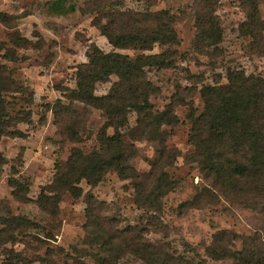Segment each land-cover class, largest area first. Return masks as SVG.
Listing matches in <instances>:
<instances>
[{
	"label": "rangeland",
	"instance_id": "rangeland-1",
	"mask_svg": "<svg viewBox=\"0 0 264 264\" xmlns=\"http://www.w3.org/2000/svg\"><path fill=\"white\" fill-rule=\"evenodd\" d=\"M252 4L258 19L255 36L246 25ZM195 10L194 0H0V13L5 14L0 20V44L14 52L12 61L2 62L25 89L23 94L7 93L5 98L15 103V111L23 108L30 116L28 122L17 125L20 137L0 139V155L6 160L0 174V216L31 222L16 229L11 240L7 239L9 231L0 232V264H103V259L109 262L111 258L106 257L109 246L100 244L102 236L116 244L114 250L125 242L122 253L113 258L114 264H151L146 258L157 259L151 256L153 247L161 258L181 257L176 264H228L207 258L205 249L217 231L230 233L235 249L255 244L264 251L262 203L231 202L214 197L213 189L211 194L203 193L207 182L190 158L187 119L190 106L196 113L202 110V87L226 83L228 71L264 78V0H215L220 39L211 46L195 42ZM117 13L123 14L126 24L144 32L157 31L168 22L176 43L155 42L144 50L113 48L99 28ZM14 39L23 47L15 45ZM92 45L130 58L167 53L168 68H146L154 88L149 102L155 111H162L175 96L189 104L173 107L176 126L162 127L167 147L179 153L169 171L178 185L163 195L159 211L138 202L134 181L115 172L104 174L94 185L79 180L75 184L79 195L64 192L55 216L49 205H40V195L50 194L49 188L74 152L86 155L97 151L110 158L100 142L103 136L119 135L135 151L131 164L141 175L143 193L155 184L154 176L147 175L158 146L133 137L135 112L128 113L126 125L114 128L106 125L102 111L73 103L71 108L78 112L74 138L56 122L52 104L57 99L68 104L62 94L75 88L77 67L87 61ZM116 79L112 75L109 81L97 83L94 94H107ZM13 180L21 184V199L12 193ZM186 202L190 204L183 205ZM126 243L129 249H125ZM142 247L148 249L146 258Z\"/></svg>",
	"mask_w": 264,
	"mask_h": 264
},
{
	"label": "trees",
	"instance_id": "trees-1",
	"mask_svg": "<svg viewBox=\"0 0 264 264\" xmlns=\"http://www.w3.org/2000/svg\"><path fill=\"white\" fill-rule=\"evenodd\" d=\"M194 2L197 30L195 42L211 46L220 39L219 26L213 10L215 0H194ZM251 7L252 11L247 16L246 25L248 31L255 36L258 31L255 29L258 22L255 15L257 9L255 4ZM4 17L5 14L0 13V20ZM111 18L108 25L100 26L99 29L113 48L124 49L135 46L144 50L149 49L155 42L176 43L175 32L168 22L157 31L144 32L126 24L123 14L117 13L116 17L111 16ZM13 43L23 47V44L15 39ZM13 54L10 48L0 44V139L3 136L20 137L22 133L17 125L28 122L30 118L25 109L15 111V103L8 102L5 98L7 93L25 92L24 87L14 79L12 71L4 63V61H12ZM86 56L87 61L77 67L75 88L68 89L67 93L62 94L63 98L68 100V104L65 105L61 99H57L52 104L51 109L58 126L64 133L71 132L72 138L77 136L75 116L78 112L71 108L73 103H81L85 107L102 111L106 125L114 128L126 125L128 113L135 112L137 127L135 131L133 130V137L151 140L158 146V155L150 162L151 171L147 175L154 176L155 184L153 188L143 193L141 175L137 174L131 164L135 151L124 143L119 135L103 136L100 142L109 151L110 158L105 159L97 151L86 155L78 150L74 152L65 164L60 177L53 182L54 186L49 188L50 194L40 195V205H49L50 213L55 216L57 205L64 192L79 195L75 186L79 180L84 178L94 185L104 174L115 172L123 179L134 181L139 194L138 202L146 205V209L159 211L163 195L178 185L169 171L179 153L167 147L165 143L167 133L162 127L171 128L177 125L178 118L173 112L174 106L184 104L189 107V104L178 96L177 98L175 96L162 111H155L149 102L154 88L147 78L146 68H168L171 64L168 62L169 56L167 53H161L130 58L115 51L105 53L96 45L89 48ZM112 75L117 79L112 83L108 93L102 96L95 95V85L109 81ZM226 79L224 84L202 87L200 94L203 107L200 112L196 113L191 106L189 107L187 119L190 125L189 144L192 147L190 158L196 162L207 182V188L203 193L211 194L210 190L213 189L214 197L219 195L231 202L246 201L256 206L257 203H262L260 207H264V78L252 74L246 75L240 70H231L227 72ZM4 164L6 160L0 155V174ZM11 186L14 187L13 195L21 199L20 182L13 180ZM248 196L250 198H247ZM196 199L195 197L194 200ZM186 204L190 202L183 205ZM94 216L91 215V218ZM29 223L31 222L23 217L0 216L2 226L0 232L9 231L7 239L11 240L16 229L25 228ZM96 223L99 224V220ZM228 234L230 233L227 231H217L212 236L211 244L205 249L207 258L213 261H229L228 264H264V251L259 250L255 244L245 246L241 250L235 249V240H231ZM107 237L102 236L100 244L109 246L106 257H110L111 261L106 262L103 259V264H114L113 258L119 257L125 242L122 243L123 246L120 244L117 246V252L114 250L116 244L108 241ZM129 247L130 244L126 243L125 249ZM151 250V256L154 254L153 257L159 260L146 258L144 253L148 249L140 248L143 257L151 264H176L175 261L182 259L167 256L161 258L154 247ZM46 264H55V262Z\"/></svg>",
	"mask_w": 264,
	"mask_h": 264
}]
</instances>
